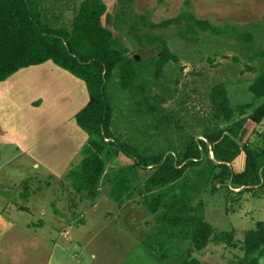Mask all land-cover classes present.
Segmentation results:
<instances>
[{"label": "rangeland", "instance_id": "obj_1", "mask_svg": "<svg viewBox=\"0 0 264 264\" xmlns=\"http://www.w3.org/2000/svg\"><path fill=\"white\" fill-rule=\"evenodd\" d=\"M82 1L42 0L47 17L45 21L56 28H69ZM103 1L107 6L103 25L113 34V47L120 44L128 49L130 57L142 63L134 86L122 90L116 83L110 88L114 106L112 131L117 139L155 153L174 151L187 141V134L202 138L201 125L211 116L210 94L219 84L225 85L234 110L243 104H252L244 117L237 113L232 123L249 118L264 103V99H255L248 89L264 71V58H255L256 54L264 52V0ZM183 12L193 13L198 19L209 20L214 25H234L239 33H250L252 40H240L236 35L201 34L198 42L189 43L180 36L183 27L152 29L138 19V16H143L148 22L159 24ZM156 37L163 38L179 58L177 63H170L160 77H156L153 71L155 60L162 51L160 43H152ZM61 71L71 76L67 71ZM144 96L150 99L160 117H175L172 127L166 132L160 133L149 125L152 120L150 113L137 103ZM178 121L180 128L175 125ZM222 126L227 127L228 123H222ZM247 128L244 142L253 150L262 152L264 121L257 125L249 121ZM22 156L17 157L13 146H0V181L5 182L7 177L10 182L20 181L17 185L23 194H30L29 188L36 190L42 184L39 182L41 179L51 186L45 173L31 180L15 178L20 176L19 169L29 176L32 172L31 163ZM244 164L245 155L242 154L232 167L235 172H241ZM131 166H134L133 160L123 154L111 160L100 191L88 193L85 200L78 202L77 220L71 233L72 258L64 256L63 238L60 240L51 228L45 232L46 239L37 235L38 226L47 222H38V204L33 200L32 212L26 214L27 221L23 222L29 229L17 222L12 231L0 237V264H57L52 259L62 261V264L250 263L243 251L244 237L259 222H264V187L244 193H240L242 188L235 189L231 185L228 186L230 191L224 187L214 189L210 183L214 169L206 161L191 167L183 180L185 189L180 186L176 190L184 203L178 205L183 210L180 214L177 210L168 211L166 206L152 214L144 206L139 189L145 187L153 168L127 171ZM122 169L129 174L134 173L130 183L136 191L120 205L113 199L112 192L113 180ZM69 177L68 174L63 179L74 191ZM72 194L79 199L75 192ZM46 198L45 206L51 209L50 203L54 201L52 190ZM6 209L7 205L0 199V212L5 211L6 214ZM195 216L206 220L217 233H233L232 245L211 241L205 250L195 251L192 244L195 223L191 222ZM101 222H109L110 225L99 234ZM90 237L97 239L88 246ZM118 243L122 244L119 246ZM92 253H96L94 259L91 258ZM256 264H264V256Z\"/></svg>", "mask_w": 264, "mask_h": 264}, {"label": "trees", "instance_id": "obj_2", "mask_svg": "<svg viewBox=\"0 0 264 264\" xmlns=\"http://www.w3.org/2000/svg\"><path fill=\"white\" fill-rule=\"evenodd\" d=\"M126 1L133 0H122L123 3ZM106 13L107 6L103 0H83L71 26L56 28L45 21L47 17L42 0H0V83L22 69L51 61L86 84L89 102L76 114L75 120L89 139L82 149L83 157L72 165L68 173L76 192L97 194L106 178L109 162L120 154L134 162V166L127 171L153 168L145 187L139 189L144 206L152 214H157L162 206L180 214L183 210L178 205L184 203L176 190L180 186L185 189L183 180L191 167L206 161L214 169L210 180L214 189L224 187L230 191L228 186L231 185L235 189L242 188L240 193H244L264 187V150L257 152L244 142L248 122L256 125L263 123L264 103L249 118L232 123L237 113L244 117L252 104H243L234 110L224 84L214 87L210 94L211 116L201 125L202 138L187 134V141L174 151L149 153L115 137L110 88L116 83L122 90L134 86L142 63L130 57L128 49L120 44L113 47V34L103 25ZM138 19L152 29L183 27L180 36L189 43L198 42L201 34L236 35L240 40H252L250 33H239L234 25H214L190 12H183L159 24L150 23L143 16H138ZM152 43L162 45L153 70L154 75L160 77L164 69L170 63H177L179 58L163 38L156 37ZM255 58H264V52H259ZM248 89L255 99H264V71ZM137 103L148 110L152 117L149 125L160 133L170 129L171 123L176 120L175 117H160L145 96ZM222 123H228V126L223 127ZM175 125L180 128L179 121ZM242 154L245 155L244 168L235 172L233 162ZM127 171L120 170L113 180L112 197L120 205L136 191L130 183L134 173ZM191 222L195 223L192 241L195 251L205 250L211 241L232 245L233 233H217L211 224L196 216ZM243 251L245 259L250 261L248 264H256L264 256V222H259L255 229L246 233Z\"/></svg>", "mask_w": 264, "mask_h": 264}, {"label": "crops", "instance_id": "obj_3", "mask_svg": "<svg viewBox=\"0 0 264 264\" xmlns=\"http://www.w3.org/2000/svg\"><path fill=\"white\" fill-rule=\"evenodd\" d=\"M61 70L63 69L48 61L22 69L0 83V146H13L17 157L24 155L31 163L30 176L19 169L20 176L15 178L31 180L32 177L45 173L51 182V186H48L41 179L39 182L42 184L36 190L29 188L30 194H23L17 185L20 181L10 182L8 177L5 182L0 181V199L7 205L8 211L6 214L5 211L0 212V237L12 231L17 222L22 226L24 224L26 230L29 229L23 222L27 221L26 214L32 212V202L35 200L40 217L38 222H47L38 226L37 235L44 240L46 230L51 228L60 240L63 238L64 256L72 258L71 233L77 220L78 202L85 200V195L91 192L73 191L70 183L63 177L83 157L79 154L89 139L75 120L76 114L88 104L89 94L82 80L69 72L71 76H68ZM38 102L40 103L36 104ZM70 181L73 185L71 178ZM3 185L5 187L2 191ZM51 190L54 201L50 203L49 209L45 202L46 195ZM73 192L79 195V199ZM109 225V222H101L99 234ZM95 237H90L88 246L92 240L96 241ZM118 244L120 246L122 243ZM95 257L96 253H92L91 258ZM51 261L62 264L57 259Z\"/></svg>", "mask_w": 264, "mask_h": 264}, {"label": "water", "instance_id": "obj_4", "mask_svg": "<svg viewBox=\"0 0 264 264\" xmlns=\"http://www.w3.org/2000/svg\"><path fill=\"white\" fill-rule=\"evenodd\" d=\"M212 159H214V157H212Z\"/></svg>", "mask_w": 264, "mask_h": 264}]
</instances>
